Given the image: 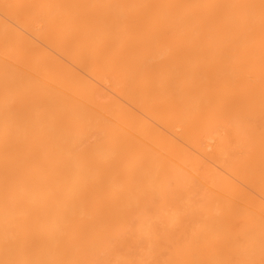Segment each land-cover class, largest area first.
I'll list each match as a JSON object with an SVG mask.
<instances>
[{
    "label": "bare ground",
    "instance_id": "obj_1",
    "mask_svg": "<svg viewBox=\"0 0 264 264\" xmlns=\"http://www.w3.org/2000/svg\"><path fill=\"white\" fill-rule=\"evenodd\" d=\"M0 264H264V0H0Z\"/></svg>",
    "mask_w": 264,
    "mask_h": 264
},
{
    "label": "rangeland",
    "instance_id": "obj_2",
    "mask_svg": "<svg viewBox=\"0 0 264 264\" xmlns=\"http://www.w3.org/2000/svg\"><path fill=\"white\" fill-rule=\"evenodd\" d=\"M190 154H192V153H190ZM189 154V158L193 155H190ZM195 155V154H194ZM196 156H200V155H195L194 157H196ZM194 159H197L198 160V158H194ZM192 160V162L194 161L195 162V160ZM172 166V165H171ZM172 167H174V166H172ZM145 194H146V192H145ZM148 194H150L151 195V193L150 192H148ZM148 194H146V195H148ZM144 197H143V199L145 198V195H143ZM152 196V195H151ZM151 196H150V198H151ZM147 199V198H146ZM111 223H112V225H111ZM109 225H110V227L109 228H111V230L113 229V225H115V224H113L114 222L112 221ZM116 223V222H115ZM117 223H119V222H117ZM88 256H90V255H88ZM90 258H92V255L90 256Z\"/></svg>",
    "mask_w": 264,
    "mask_h": 264
}]
</instances>
